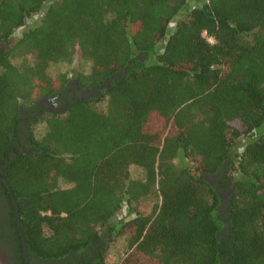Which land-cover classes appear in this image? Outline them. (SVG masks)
Returning a JSON list of instances; mask_svg holds the SVG:
<instances>
[{"label": "trees", "instance_id": "1", "mask_svg": "<svg viewBox=\"0 0 264 264\" xmlns=\"http://www.w3.org/2000/svg\"><path fill=\"white\" fill-rule=\"evenodd\" d=\"M1 168L21 264H264V0H0Z\"/></svg>", "mask_w": 264, "mask_h": 264}, {"label": "flooded vegetation", "instance_id": "2", "mask_svg": "<svg viewBox=\"0 0 264 264\" xmlns=\"http://www.w3.org/2000/svg\"><path fill=\"white\" fill-rule=\"evenodd\" d=\"M73 82L74 83L72 85L69 84L68 88L63 93L57 94L55 96H45L40 99L37 104L38 111H35L34 114L29 113V111H24V114L22 115L23 118L21 119L20 123L21 127L24 129V131L22 132L24 138L17 140L18 144L22 147V150H24L23 144L25 143V128H28L32 121H36V119L41 115L54 112H62L74 99L89 98L91 94L93 95L97 93L96 87L85 89L78 84L77 80L74 79ZM0 170L3 171V168H1ZM2 178L3 177L0 174V232L3 233L2 235H0V249L4 254L8 256L7 258L9 264H21L19 254L17 253V247L13 244L17 237V234L13 235V233L15 232V228H13L11 224L12 211L13 209H15L16 211V207L13 199V207L8 200V194L5 191L7 186ZM1 236H8V238L5 239L3 237L4 239H1Z\"/></svg>", "mask_w": 264, "mask_h": 264}, {"label": "rangeland", "instance_id": "3", "mask_svg": "<svg viewBox=\"0 0 264 264\" xmlns=\"http://www.w3.org/2000/svg\"><path fill=\"white\" fill-rule=\"evenodd\" d=\"M41 16H42V13H38L37 15H35L34 17H32L31 19H29L28 21V24H29V27L31 26H34L35 24H37L40 20H41ZM25 30V26L20 28L19 30H17L15 32V34L12 36L11 38V41L12 42H15L20 36H21V33ZM210 40L213 42V39L210 38ZM5 43H3L4 45ZM78 69L80 71H88L89 68H90V64L88 62H86L82 55H81V52L79 50H77V52L75 53L74 55V60L71 64H68V63H58V64H53L51 66V72L53 74V76L55 77H59L61 73H64V72H67L69 73V75L72 76V69ZM74 79L71 78L69 84H73L74 82ZM97 94V93H96ZM98 95V94H97ZM93 96L92 94L89 96L91 97ZM38 132H42L43 130V126H38ZM132 172L134 174V176L136 177H140L142 175V171L137 169V168H133L132 169ZM213 181V180H212ZM221 193L223 195V197L225 199L228 198L229 196V193L228 191H225V190H221ZM154 203V200L153 199H148L146 204H147V208L148 210L152 207ZM126 213V205L123 207V210L121 211L120 213V216L119 218H121L124 214ZM125 255V250H124V241L122 240L121 242H119L116 246H114L111 251H110V255H109V258H108V263L109 264H118L119 261L121 260V258ZM8 256L6 254H4L2 252V250L0 249V261L3 263V264H9L8 262Z\"/></svg>", "mask_w": 264, "mask_h": 264}, {"label": "water", "instance_id": "4", "mask_svg": "<svg viewBox=\"0 0 264 264\" xmlns=\"http://www.w3.org/2000/svg\"><path fill=\"white\" fill-rule=\"evenodd\" d=\"M108 84H109V82H108ZM104 87H105L104 85H101L99 89L98 88L96 89L98 95L100 94L101 90L104 89ZM2 180L4 181V183L6 184L7 188L9 189L10 195H11L13 201H14V204H15V207H16V220H17L20 232H21V234L23 236V230H22V226H21L20 213H19V204H18V202H17V200H16V198H15V196L13 194V191L11 190V187L9 186L8 182L4 178H2ZM23 244H24L26 264H30L28 248H27V246L25 244L24 237H23Z\"/></svg>", "mask_w": 264, "mask_h": 264}]
</instances>
